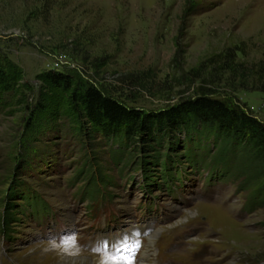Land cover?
I'll list each match as a JSON object with an SVG mask.
<instances>
[{"label": "rangeland", "instance_id": "374dc122", "mask_svg": "<svg viewBox=\"0 0 264 264\" xmlns=\"http://www.w3.org/2000/svg\"><path fill=\"white\" fill-rule=\"evenodd\" d=\"M0 68V264H136L151 231L147 264H264V197L214 143L187 158L181 131L120 148V163L44 76L81 77L145 113L206 94L264 122V0H0ZM106 233L115 256L88 249Z\"/></svg>", "mask_w": 264, "mask_h": 264}, {"label": "trees", "instance_id": "16d2710c", "mask_svg": "<svg viewBox=\"0 0 264 264\" xmlns=\"http://www.w3.org/2000/svg\"><path fill=\"white\" fill-rule=\"evenodd\" d=\"M44 76L53 87L68 92L70 100L79 104L87 122L112 146L117 145L118 151L111 150L114 160L121 163L129 158V152L120 149L126 145L136 150L137 142L142 141L155 150L156 146L164 145L166 139L175 138V134L182 131L188 134L187 143L191 140L193 144L187 149L192 152H187V158L192 154L195 156L194 147L204 153L207 143H214L218 162L233 163L230 165L238 174L245 175L244 182L253 186L255 195L264 197V122L244 108L200 94L169 110L145 113L121 103L81 77L58 72H48ZM7 84V76L0 68V91L7 89ZM261 88L264 92V86ZM157 155V161H161L160 174L163 178L171 177L167 171L171 166L168 156L166 159L159 151ZM88 175L87 180L90 177L93 180L86 184V192L95 196L90 192L99 193L102 183L95 181L93 174Z\"/></svg>", "mask_w": 264, "mask_h": 264}, {"label": "bare ground", "instance_id": "6f19581e", "mask_svg": "<svg viewBox=\"0 0 264 264\" xmlns=\"http://www.w3.org/2000/svg\"><path fill=\"white\" fill-rule=\"evenodd\" d=\"M132 232V231H131ZM145 234L146 235H148L147 236V238L149 239V243H148V245L147 246H145L143 249H142V253L140 254V256H139V261H137V263L136 264H147V260H148V258H149V255H151L150 254V251H151V249H152V246H151V243H152V240H153V238L154 237H156L155 235L157 234V232H155V231H151L149 234L148 233H146L145 232ZM128 240V239H127ZM120 254V253H119ZM122 254V253H121ZM178 257H179V252L176 254ZM204 255H206V253H204ZM180 258V257H179ZM170 261H171V264H184L185 262H187V261H190V262H192V263H195V264H199V262H195V261H192L191 259H190V257H185V258H183V261L182 260H180L179 262H177V261H175V260H171V259H169Z\"/></svg>", "mask_w": 264, "mask_h": 264}]
</instances>
